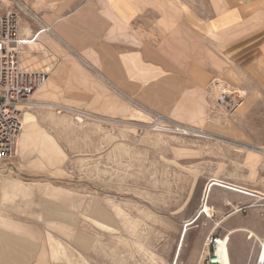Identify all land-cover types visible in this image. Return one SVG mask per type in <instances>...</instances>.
I'll use <instances>...</instances> for the list:
<instances>
[{"label": "crops", "instance_id": "0c3cea01", "mask_svg": "<svg viewBox=\"0 0 264 264\" xmlns=\"http://www.w3.org/2000/svg\"><path fill=\"white\" fill-rule=\"evenodd\" d=\"M19 1L26 9L19 12L18 37L38 32L23 45L19 66L45 74L33 98L113 117L138 113L134 100L211 131L214 137L194 146L174 144L172 160L202 172L205 188L213 182L208 189L227 190L225 198L210 199L217 226L235 243L230 263L250 264L264 239V153L226 140L264 144V0ZM42 26L49 30L39 32ZM215 81L228 106L211 99ZM236 98L242 112L231 108ZM31 115L22 117L31 145L19 144L20 151L38 148L56 161L50 152L56 143ZM39 214L26 224L1 218L0 230H16L36 250L9 234L0 243V264H52Z\"/></svg>", "mask_w": 264, "mask_h": 264}, {"label": "rangeland", "instance_id": "374dc122", "mask_svg": "<svg viewBox=\"0 0 264 264\" xmlns=\"http://www.w3.org/2000/svg\"><path fill=\"white\" fill-rule=\"evenodd\" d=\"M217 83L209 88L211 99L228 106ZM32 96L20 107L22 117L25 111L31 113L41 135L54 140L58 147L50 152L56 161H48L38 148L22 153L17 139L14 156L0 161V224L2 217L35 222L32 218L39 211L41 239L52 264L206 261L211 254L208 236L224 233L217 226L210 199L225 198L227 190L208 189V183L205 188L203 173L173 161L172 149L177 143L194 146L210 140L214 137L211 131L179 122L134 100L130 103L138 113L119 117L67 107L90 114L78 118L56 107H66L62 104ZM237 101L233 100L234 106L230 101L231 108L242 112ZM154 114L163 123H154ZM174 125L202 131L204 136L178 133ZM226 141L236 148L240 147L233 144L239 142L264 147L242 139ZM51 186L57 188L52 195ZM51 200L59 201L58 207ZM9 234L35 252V243L17 235L16 230H0V243ZM231 243L232 237L228 246ZM257 249L256 242L250 264H256Z\"/></svg>", "mask_w": 264, "mask_h": 264}, {"label": "built area", "instance_id": "2783aa9c", "mask_svg": "<svg viewBox=\"0 0 264 264\" xmlns=\"http://www.w3.org/2000/svg\"><path fill=\"white\" fill-rule=\"evenodd\" d=\"M25 5L19 0H0V161L11 159L15 153L17 139L22 130L21 106L30 99L34 91L44 82L42 72H26L19 66L23 45L32 42L38 32L29 39L18 37L19 12L25 10ZM49 30L42 26L40 31ZM78 118H89L85 111L73 110L59 106ZM154 123H163L160 115L154 114ZM174 130L184 135L204 136L202 131L195 132L192 128L174 125ZM242 147L264 153V147L243 143ZM245 207L239 208L244 210ZM260 214H263L262 212ZM210 255L203 264H222L220 247L229 243L226 233H211L208 236Z\"/></svg>", "mask_w": 264, "mask_h": 264}, {"label": "bare ground", "instance_id": "6f19581e", "mask_svg": "<svg viewBox=\"0 0 264 264\" xmlns=\"http://www.w3.org/2000/svg\"><path fill=\"white\" fill-rule=\"evenodd\" d=\"M25 122H27V121H25ZM31 134L32 133L29 134V133H25L24 131L22 132V130H21V133H20L19 138H18V146L20 144L21 150L22 149L24 150V148L26 147L25 145H27V147H29L31 145V136H30ZM54 147L55 146L52 147L53 150H54ZM212 183L213 182L209 183L208 186H210ZM188 225L189 224H187L186 227L184 228V231H183L184 234L189 229ZM227 234L229 235V238H230V232H227ZM249 236H251V234H249ZM219 254H220V259H221L220 261H221L222 264H231L230 263V258H229V246H228V244L226 246L222 245L220 247V253ZM256 264H264V239L260 243L259 252H258V254L256 256Z\"/></svg>", "mask_w": 264, "mask_h": 264}]
</instances>
